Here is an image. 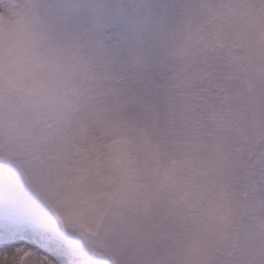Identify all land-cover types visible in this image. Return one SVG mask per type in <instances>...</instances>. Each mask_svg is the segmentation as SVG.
Returning a JSON list of instances; mask_svg holds the SVG:
<instances>
[{"label":"snow or ice","instance_id":"obj_1","mask_svg":"<svg viewBox=\"0 0 264 264\" xmlns=\"http://www.w3.org/2000/svg\"><path fill=\"white\" fill-rule=\"evenodd\" d=\"M130 37H137L129 45ZM113 45L141 59L149 102L132 154L52 175L57 120ZM86 53L87 69L73 58ZM139 117L135 122L139 123ZM17 264H264V0H30L0 18V258Z\"/></svg>","mask_w":264,"mask_h":264},{"label":"clouds","instance_id":"obj_2","mask_svg":"<svg viewBox=\"0 0 264 264\" xmlns=\"http://www.w3.org/2000/svg\"><path fill=\"white\" fill-rule=\"evenodd\" d=\"M30 0H0V18L12 20L24 11ZM43 7L53 0H34ZM137 37H130L128 44L134 45ZM76 62L88 67L86 53L74 54ZM90 96V103L66 111L55 95L41 96L38 103L52 105L58 114L54 121V138L50 141L52 175L57 178L65 163L83 152L93 163L107 157L119 136L125 117L129 122L130 147L133 156L144 135L145 120L160 127L171 122V117L162 108L149 102L148 83L141 59L126 51L109 45L99 56L95 71L88 74L83 83ZM139 117V123L135 118ZM0 264H17L11 256Z\"/></svg>","mask_w":264,"mask_h":264}]
</instances>
